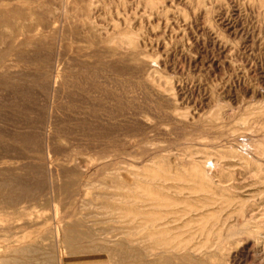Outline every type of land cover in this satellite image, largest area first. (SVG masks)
Returning a JSON list of instances; mask_svg holds the SVG:
<instances>
[{
  "label": "rangeland",
  "instance_id": "rangeland-1",
  "mask_svg": "<svg viewBox=\"0 0 264 264\" xmlns=\"http://www.w3.org/2000/svg\"><path fill=\"white\" fill-rule=\"evenodd\" d=\"M263 158L264 0H0L1 264H264Z\"/></svg>",
  "mask_w": 264,
  "mask_h": 264
},
{
  "label": "bare ground",
  "instance_id": "bare-ground-1",
  "mask_svg": "<svg viewBox=\"0 0 264 264\" xmlns=\"http://www.w3.org/2000/svg\"><path fill=\"white\" fill-rule=\"evenodd\" d=\"M157 95H159V94H157ZM166 104V103H165ZM168 105V104H167ZM171 105V104H170ZM260 151V150H259ZM256 155V154H255ZM254 155V156H255ZM252 156V155H251ZM250 156V157H251ZM262 156V155H261ZM228 157V156H227ZM229 157H232V155L231 156H229ZM190 159V158H189ZM209 159V158H208ZM250 159V158H249ZM264 159V158H263ZM233 160V159H232ZM237 160H239V159H237ZM259 160V159H258ZM203 161V160H202ZM209 161V160H208ZM224 161V160H223ZM225 161H226V159H225ZM228 161V160H227ZM240 161V160H239ZM206 162V161H205ZM232 162V161H231ZM233 162H235V160L233 161ZM242 162V161H241ZM254 162H255V160H254ZM202 163V162H201ZM257 163V162H256ZM216 164V163H215ZM246 164V163H245ZM254 164V163H253ZM258 164V163H257ZM262 164V163H261ZM229 165V164H228ZM247 165H248V163H247ZM251 166V165H250ZM210 167V166H209ZM212 167V166H211ZM214 167V166H213ZM215 168V167H214ZM218 168V167H217ZM247 168V167H246ZM249 168V167H248ZM263 168V167H262ZM168 169H170L169 167H168ZM208 170V169H207ZM248 170V169H247ZM251 170V169H250ZM212 172V171H211ZM249 172V171H248ZM264 172V171H263ZM213 173H215L216 174V172H213ZM165 175V174H164ZM171 175V174H170ZM252 175H253V173H252ZM257 175V174H256ZM167 176H169V175H167ZM173 176V175H172ZM211 176V175H210ZM213 176H215V175H213ZM255 177V176H254ZM258 180V179H257ZM216 181V180H215ZM218 181V180H217ZM228 181V180H227ZM219 182V181H218ZM258 182H259V180H258ZM216 184V183H215ZM221 184V183H220ZM224 184V183H223ZM217 185V184H216ZM222 185V184H221ZM224 185H226L227 186V184H224ZM217 186H219V185H217ZM158 188V187H157ZM161 188V187H160ZM168 188V187H167ZM163 189V188H162ZM173 190V189H172ZM224 190V189H223ZM166 191V190H165ZM169 191V190H168ZM167 191V192H168ZM173 192V191H172ZM176 192V191H175ZM178 192V191H177ZM180 193V192H179ZM206 193V192H205ZM232 193V192H231ZM178 194V193H177ZM181 194V193H180ZM200 194V193H199ZM206 195H207V193H206ZM208 197V196H207ZM155 198V197H154ZM187 198V197H186ZM222 198V197H221ZM218 199H220V198H218ZM227 201V200H226ZM152 203V202H151ZM150 203V204H151ZM160 203V202H159ZM163 203V202H162ZM228 203L230 204V202L228 201ZM244 204V203H243ZM177 205V204H176ZM184 205V204H183ZM200 205H201V203H200ZM202 206V205H201ZM184 207V206H183ZM151 208V207H150ZM159 208V207H158ZM161 208V207H160ZM159 208V209H160ZM173 208V207H172ZM189 208V207H188ZM193 208V207H192ZM191 208V209H192ZM207 208V207H206ZM153 209H154V207H153ZM157 209V208H156ZM168 210H169V207H168ZM177 210H178V207H177ZM188 210V209H187ZM181 211V210H180ZM183 211V210H182ZM191 212V211H190ZM190 214V213H189ZM179 215V214H178ZM186 215H187V213H186ZM175 216V215H174ZM252 216V215H251ZM185 218V216L183 217V219ZM166 219V218H165ZM182 220V219H181ZM179 221V220H178ZM180 223V222H179ZM217 224V223H216ZM215 224V225H216ZM226 224V223H225ZM172 225V224H171ZM224 226H226V225H224ZM224 226H223V228H224ZM60 227H62V239H63V241L65 242V243H69V242H73L75 239L76 240H82V239H91V241H92V245H93V243H95V238H94V235H93V233H91V231L89 230V229H84L83 227H82V225H81V223L80 222H77V221H75V222H71V223H64L62 226H60ZM232 228V227H231ZM184 230V229H183ZM203 230V229H202ZM219 232V231H218ZM58 233V232H57ZM201 235V234H200ZM221 236V235H220ZM179 237V236H178ZM209 237V236H208ZM160 238V237H159ZM218 238V237H217ZM221 238V237H220ZM110 239V238H109ZM199 239H200V237H199ZM219 239V238H218ZM204 240V239H203ZM222 240V239H221ZM62 240H61V243L63 242ZM106 241V240H105ZM205 241V240H204ZM217 241V240H216ZM218 241H220V240H218ZM208 242V241H207ZM165 243V242H164ZM100 244V243H99ZM106 244V243H105ZM205 244V243H204ZM119 246V245H118ZM167 246V245H166ZM95 247V246H94ZM98 247V246H97ZM165 247V246H164ZM204 247H205V245H204ZM99 248H101V247H99ZM178 248H180V246L178 247ZM178 248L176 249L175 248V250H178ZM92 249H94V248H92ZM102 249V248H101ZM107 249V248H106ZM109 249V248H108ZM162 249V248H161ZM200 249V248H199ZM53 250V249H52ZM51 250V248L49 249V248H46L45 249V247H41V245H39V244H36V245H32V246H30V247H28V248H26V249H23V250H21L20 251V255L24 258V259H26L27 260V264H56V262H55V260H54V258H53V251ZM89 250H91V249H89ZM88 250V251H89ZM95 250V249H94ZM104 250V249H103ZM172 251H174L173 249H171ZM110 251H113V250H110ZM109 251V252H110ZM93 252H95V251H93ZM101 252V251H100ZM105 252V251H104ZM150 252V251H149ZM151 252H152V250H151ZM150 252V253H151ZM158 252V251H157ZM174 252H176V251H174ZM18 253V252H17ZM107 253H108V251H107ZM112 253V252H111ZM149 253V254H150ZM209 253V252H208ZM137 254V253H136ZM117 255V254H116ZM126 255V254H125ZM124 255V256H125ZM163 255V254H162ZM109 256V255H108ZM111 256V255H110ZM132 256H133V254H132ZM135 256V255H134ZM138 256V255H137ZM146 256H148V255H146ZM184 256V255H183ZM169 257V256H168ZM119 259H121V258H119ZM161 259V258H160ZM178 259V258H177ZM190 259V258H189ZM141 260V259H140ZM179 260V259H178ZM182 260H183V258H182ZM119 261H121V260H119ZM159 261V260H158ZM161 261H163V260H161ZM166 261V260H165ZM209 261V260H208ZM156 262V261H155ZM154 262V263H155ZM162 263V262H161ZM181 263V262H180ZM1 264V263H0ZM6 264H7V262H6ZM62 264V263H61ZM153 264V263H152ZM169 264V263H168ZM171 264V263H170ZM196 264V263H195Z\"/></svg>",
  "mask_w": 264,
  "mask_h": 264
}]
</instances>
